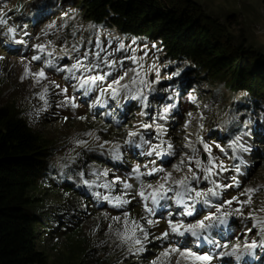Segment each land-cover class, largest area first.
<instances>
[{
  "label": "rangeland",
  "instance_id": "obj_1",
  "mask_svg": "<svg viewBox=\"0 0 264 264\" xmlns=\"http://www.w3.org/2000/svg\"><path fill=\"white\" fill-rule=\"evenodd\" d=\"M191 1L207 16L206 21L212 23L214 33L220 34L224 42L230 41L232 46L244 42L264 56V0ZM42 3L43 0H0V19L6 21L0 24V57L3 58L0 59V106L14 104L22 112L34 130L53 149L50 152L51 160L58 172L64 174L69 167H75V173L66 175L59 183L67 186L69 182L74 183L79 194L65 195L62 188L57 187V195L42 196L45 207H62L70 218L72 214H78L77 218H73L78 222L76 229H69V222L57 217L52 221L49 236L41 235L48 264H151L165 248L174 246L195 253L215 254L220 251L215 246L217 244H228V251H231V245L239 244L238 255L243 254L239 259L234 256L217 258L211 264H264V231L257 224L258 220H264V211L261 210L264 209V109H238L237 112L236 103L243 99L241 95L233 96L217 83L209 85L193 75L188 80L190 90L181 99L171 86L174 77L166 72L171 64L162 60L153 47L123 39L113 30L87 29L73 9L45 7ZM49 25L54 27L48 28ZM121 43L125 45L124 49H119ZM36 44H44L46 51L38 52L34 48ZM48 52L52 56H48ZM97 52L100 54L99 60L95 57ZM85 54H88L87 59H84ZM34 55H40L41 60L33 61ZM132 56L136 57L135 62ZM49 59L53 60L55 67L45 65L44 62ZM104 59L115 62V71L104 63ZM77 60H83L85 65L100 64L99 68L91 72L85 73L83 69L77 71V77L109 71L111 75L102 84L97 82V85L92 86V91L85 94V89L76 87L79 81L72 78L70 73L56 71V67L66 69ZM25 64L33 73L43 68L46 79L40 83H36L32 76L22 80ZM125 71L128 75L121 83L128 84L129 88L121 89L115 98L110 92L101 96V88L107 87ZM136 72L140 73L138 77ZM134 77L136 84L131 83ZM140 80L145 83H140ZM45 86L48 92L42 100L39 93ZM63 88H67V93H61ZM137 92L140 95L133 99L132 96ZM65 97L70 98L76 107L66 103ZM192 97H195L194 101ZM142 124L149 127L143 128ZM230 126L235 127L233 134L229 132ZM158 127L160 131H157ZM130 131L137 135L129 137ZM85 132H93L100 140L85 136ZM215 137L217 141L212 142ZM77 140H86L87 146L77 144ZM201 140L211 147L216 162H222L226 169H214L217 174L210 180L228 185L232 184V177H235L239 187L217 188L216 191L220 193L218 196L204 198L209 201L208 204H204L203 200L195 203L192 217L181 215L184 206L175 203L174 192L168 193L172 199L160 200L157 205H153L151 199L143 200L137 195L141 181L154 186L161 182L163 173L143 175L153 167L171 171L174 179L190 175L188 166L196 170L194 163L187 159L193 153L186 145L191 143L202 159L207 153L203 150ZM169 143L172 144L170 150ZM100 144H104V147L100 148ZM116 144L120 145L118 159L112 155ZM153 145H160L157 150L162 155L146 154L152 151ZM241 146L248 151H243ZM169 151L175 154L169 155ZM181 159L186 164L177 172L173 165L179 164ZM77 166L79 169H76ZM136 166L140 167L142 174L139 180L133 172ZM105 171L107 176L101 175ZM196 171L201 177L200 182L192 181L190 187L202 191L214 187L209 181L203 180L199 170ZM84 180L89 181L90 186L85 185ZM105 183L112 187H102ZM124 183L132 184L133 187L124 189ZM167 186L183 191L171 181ZM246 188L259 189L252 194L251 204L241 208L235 201L231 205L226 203L233 197L246 200V196L240 195ZM150 191L146 188L145 195ZM95 193L121 196L130 203L114 207L97 198ZM190 195L195 196V193ZM185 202L193 204L187 198ZM146 206L153 208L154 212L149 213ZM218 206L220 212L216 211ZM237 208H241V214L235 212ZM124 212H128L130 220L137 221L149 232L145 251L141 253L129 252L128 245H122L114 234V230L121 225L114 223L111 218H123ZM223 212L232 213L228 216V223L217 224L207 233L214 244L187 234L183 237L171 235L168 240L156 239L167 229L168 219L194 223L206 215L219 216ZM147 219L158 223L148 225ZM110 224L113 231L109 230ZM76 231L77 235L73 236ZM253 242L256 246L245 250L244 246ZM175 260L173 256L172 264H175ZM181 264L199 262L189 259L181 260Z\"/></svg>",
  "mask_w": 264,
  "mask_h": 264
},
{
  "label": "trees",
  "instance_id": "obj_2",
  "mask_svg": "<svg viewBox=\"0 0 264 264\" xmlns=\"http://www.w3.org/2000/svg\"><path fill=\"white\" fill-rule=\"evenodd\" d=\"M42 4L73 9L87 29L113 30L123 39L153 47L171 64L166 72L174 77L171 86L181 99L190 90L193 75L200 82L217 83L233 96L241 95L237 112L264 109V56L244 42L236 46L224 42L191 0H43ZM234 130L229 127L230 134ZM50 152L53 149L14 104L0 106V264H48L41 235L49 236L53 219L67 220L69 229L78 226L73 220L77 213L70 218L62 207H45L43 194L57 195V187L65 195L79 194L74 183H59L73 175L75 167L58 172Z\"/></svg>",
  "mask_w": 264,
  "mask_h": 264
},
{
  "label": "snow or ice",
  "instance_id": "obj_3",
  "mask_svg": "<svg viewBox=\"0 0 264 264\" xmlns=\"http://www.w3.org/2000/svg\"><path fill=\"white\" fill-rule=\"evenodd\" d=\"M6 23L5 20L0 19V24ZM54 25H49L48 28H52ZM9 31H14V29H9ZM47 35V33H44ZM51 43V41H49ZM99 46V45H97ZM34 48L38 50L40 53H44L46 51V47L44 44H36L34 45ZM125 45L123 43L119 44V49H124ZM78 51V50H77ZM48 56H52L51 52L47 53ZM87 55L85 54L84 59H87ZM95 57L97 60L100 59V54L99 52L95 53ZM0 59H3L0 57ZM131 59L135 62L136 57L132 56ZM142 59V58H141ZM33 61H39L41 60L40 55H34L32 56ZM47 67H55L53 60L49 59L44 62ZM104 63L112 69V71H115V62L114 61H109L107 59H104ZM100 64L99 63H90L89 65H85L83 63V60H77L75 63L71 65V67L68 68H60L56 67V71H67L68 73L71 74L72 78L77 79L79 81L78 85L76 87L85 89V94L87 92L92 91V86L97 85V82H101V84L108 78V76L111 75V72H105L104 74H96V75H88L84 78L77 77L76 72L80 71L83 69L85 73L91 72L93 69L99 68ZM142 67V66H141ZM131 71L135 72V69H132ZM128 75V72L125 71L123 75H121L117 79H113L111 83L107 85V87H102L101 88V96H103L106 92H110L111 96L115 98L117 95H119V91L121 89H128L129 85L128 84H122L121 81L125 79V76ZM140 75L139 72H136V76L138 77ZM29 76H32L35 80L36 83H40L41 80L46 79L45 76V71L43 68H41L38 72H31L29 66L27 64L24 65V73L21 76V79H25ZM54 83V82H52ZM132 84H136L137 80L134 77L131 80ZM140 83H145V81L140 80ZM55 87L59 88V85H55ZM48 92V87L45 86L43 88V91L39 93L40 99L44 100L45 95ZM61 93H67V88L61 89ZM140 95L139 92H137L135 95L132 96L133 99L138 98ZM193 101L195 100V97H192ZM46 102V101H45ZM65 102L71 104L72 107H76L75 103L72 102V100L68 97H65ZM99 102V101H97ZM63 104V102H62ZM167 111V109H165ZM143 115V113H141ZM191 115V114H189ZM79 119L84 120L85 117H79ZM141 127L143 128H148L149 125L147 124H142ZM187 127V125H186ZM157 131H160L159 127L157 128ZM85 136L89 137H94L95 140L99 141L100 137L96 136L93 132H85ZM137 135L136 132L130 131L128 132L129 137H135ZM141 139H143L141 137ZM187 139V137L185 138ZM134 141H126V143ZM144 143H148V141H143ZM77 144L87 146V141L86 140H77ZM105 144L107 141L104 142ZM203 145V150L205 153H207L206 156V162L198 157V150L191 144H187L186 147L191 148L193 155L187 157L189 161H192L195 165V169L199 170L200 173L203 174V180L209 181L214 185V187L208 188L207 191H202V190H197L194 187H190V184L192 181H196L197 183L200 182L201 177L197 174V171L193 169V167L188 166L187 171L190 175H185L181 179H174L173 178V173L171 171H165L164 168L162 167H153L151 168L147 173H144L143 175L147 176H152L155 173H163V175L160 177V181L158 182L155 186L151 183L145 184L141 181L140 183V190L138 191L137 195L141 197L143 200H148L151 199L153 205H157L160 200H166V199H172V197L168 196L169 192H174L175 194V203L177 205H183L184 206V211L181 213L182 216L184 217H192L195 212V203L198 202L199 200H203L204 204H208L209 201L207 199H204L205 197L211 195V196H218L220 193L216 191L217 188H231V187H239V181L236 180L235 177H232V184L228 185H220L216 184L214 180H210V177L213 175L217 174L214 172V169H218L219 171H226L224 168L223 163H217L216 158L213 157L212 155V150L211 147L207 144L204 143L202 140L200 141ZM100 148L104 147V144L99 145ZM217 147H219L217 145ZM231 147V145H230ZM119 148L120 145L116 144L114 145V148L112 150V155L115 158H119ZM160 148V145H153L152 146V151L147 152L146 154L151 156L153 153H155L156 156L162 155L161 151H158L157 149ZM243 151H248L247 148H244L241 146ZM168 149H172V144H168ZM223 151V149H221ZM169 155H174V152L169 151ZM155 163V161H153ZM186 161L184 159H181L179 164L173 165V169L177 172L181 170L182 166H185ZM239 169L237 168V171ZM133 172L136 174V179L139 180L140 176L142 175L140 172V167L136 166L133 168ZM107 171L101 173V175L107 176ZM83 175V174H81ZM169 181L173 185H176L178 188L183 189V191H177L174 188L167 186L169 184ZM83 183L85 185L90 186V182L87 180H84ZM102 187L106 189H110L112 187L111 184L105 183L102 185ZM133 187L132 184L129 183H124L123 188L124 189H131ZM151 189V191L145 195V189ZM259 189L257 188H246L244 189L240 195L246 196L247 199L241 201L238 197H233L231 200L226 201L228 205H231L233 201L241 205V208L244 205L251 204L252 203V194L258 191ZM194 192L195 196H191L190 193ZM97 198L103 199L104 201H107L111 204H113L114 207H120L122 204H128L130 201L122 199L121 196H115V197H110L109 195H103L101 196L100 193H95ZM186 198L188 200H192L193 204L189 205L186 204L185 200ZM241 208L235 209V212L237 214H241ZM146 210L149 213L154 212L153 208H147ZM220 207L218 206L216 208L217 212H220ZM264 211V209H261ZM232 213L230 212H223L219 216H214V215H206L203 217V219H196L194 223H185L184 220L182 219H168L167 220V229L163 231L159 237H156V239L159 240H168L171 235H176V236H185L191 235L192 237L197 238V240L203 239L207 241L210 244H214L212 240L209 239L207 233L209 230L213 229L214 227L219 225H224L228 223V216H230ZM106 215V214H105ZM112 221L116 224L121 225V227L116 228L114 230V234L116 235L117 239L121 242V244H127L128 245V251L138 254L143 251H145V244L148 242V237H149V232L148 230L142 226L140 223H138L135 220H130L129 219V213L124 212L123 213V218L121 216H114L111 218ZM144 219V218H142ZM146 223L148 225H154L155 223H158V221H153L151 219H147ZM257 224L260 226L261 230L264 231V220H258ZM256 226V225H254ZM109 230L113 231V226L110 224ZM220 249V251L216 252L215 254L211 253H195L190 249H181L179 247H169L165 248L161 253L160 257L157 258V260H153L151 264H172V258L173 256L176 257L175 264H181V260H193L199 262V264H211V262L214 259L217 258H223L225 256H234L237 259L240 258V255L243 253H240L238 255V252L240 250V245L239 244H233L231 245V251H228L227 249L229 248L228 244H217L215 245ZM256 246L255 242L252 244L248 245L246 244L245 250H250L251 248H254Z\"/></svg>",
  "mask_w": 264,
  "mask_h": 264
},
{
  "label": "water",
  "instance_id": "obj_4",
  "mask_svg": "<svg viewBox=\"0 0 264 264\" xmlns=\"http://www.w3.org/2000/svg\"><path fill=\"white\" fill-rule=\"evenodd\" d=\"M202 159L205 161L206 160V157H203Z\"/></svg>",
  "mask_w": 264,
  "mask_h": 264
}]
</instances>
